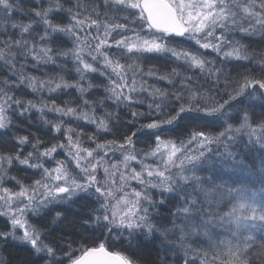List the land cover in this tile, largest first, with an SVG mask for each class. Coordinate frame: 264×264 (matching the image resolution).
<instances>
[{"label":"snow or ice","instance_id":"6c2138e0","mask_svg":"<svg viewBox=\"0 0 264 264\" xmlns=\"http://www.w3.org/2000/svg\"><path fill=\"white\" fill-rule=\"evenodd\" d=\"M0 264H264V0H0Z\"/></svg>","mask_w":264,"mask_h":264},{"label":"trees","instance_id":"16d2710c","mask_svg":"<svg viewBox=\"0 0 264 264\" xmlns=\"http://www.w3.org/2000/svg\"><path fill=\"white\" fill-rule=\"evenodd\" d=\"M148 63L149 64H156V65H161L162 66L164 64V61L162 59H154V60H150ZM161 70L162 71L164 70L163 67L161 68ZM92 130H93V127L91 125H89L87 127V129H86V131H89V132L92 131ZM61 156H62V154H61ZM21 175H24V174L21 173ZM29 175H31V173H29Z\"/></svg>","mask_w":264,"mask_h":264}]
</instances>
